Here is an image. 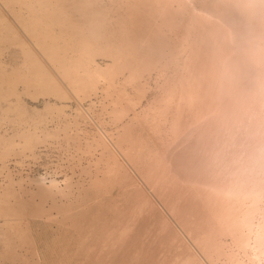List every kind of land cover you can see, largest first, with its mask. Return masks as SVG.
<instances>
[{
  "label": "bare ground",
  "instance_id": "obj_1",
  "mask_svg": "<svg viewBox=\"0 0 264 264\" xmlns=\"http://www.w3.org/2000/svg\"><path fill=\"white\" fill-rule=\"evenodd\" d=\"M66 90L72 173L0 188V264H264V0H0V110Z\"/></svg>",
  "mask_w": 264,
  "mask_h": 264
},
{
  "label": "rangeland",
  "instance_id": "obj_2",
  "mask_svg": "<svg viewBox=\"0 0 264 264\" xmlns=\"http://www.w3.org/2000/svg\"><path fill=\"white\" fill-rule=\"evenodd\" d=\"M102 58L101 57H98V59H97V61L98 62H100V63H102ZM19 66H20V69H23L24 68V65H22V62H20L19 63ZM155 78V75H154V77L152 78V79H154ZM155 82V79L154 80H152V83H153V85H154V82ZM102 86V85H101ZM102 89H99L97 92H98V98L97 99H94V105H93V107H92V109L90 110L91 111V115H93V119H90V120H88V125H87V127H88V130L89 129H91V130H93V128L95 127H97V125H94V124H96V123H94L95 121L96 122H98V120H97V118L99 117V118H103V120H104V128H106V129H109V131L111 130V128L113 127V123H112V114L110 113V110L109 109H107V110H104L103 111V106H105V105H108L109 103H110V101H111V99L110 98H104L103 97V95H102V91H101ZM67 91V95L69 96V95H72V97L70 96V98L68 99V101H64V103H60L61 101H59L58 100V98L57 99H55L54 98V96H52L51 97V106H54V105H56V107L55 108H46V110L45 111H43V112H37V113H32V112H30V113H28L29 115H22L20 112H23V111H21V109H17V110H15L16 111V115L15 114H13V113H15V111L13 112V111H11V112H9L10 113V115L7 113H3L1 110H0V134H2L1 135V137H3L2 139V141H1V143H0V146L2 147H0V152H1V150H2V152H4L5 153V151H6V153H5V156L4 157H2L3 155H0V188H5L8 192H11L12 190H18L20 187H27L28 185H30V183H29V178L31 177V176H37L38 175V173L39 174H41V175H43V176H45L46 178V180H48L47 181V183H49L50 182V180L51 179H53L54 177L58 180V181H60V183H62L63 181H64V174H69V175H71V169L68 167L69 165H67L68 163H66L65 162V159H66V155H65V151L64 150H62L59 146H58V143L60 144V140H55L56 138L54 137L55 135H53V134H55V133H57L58 131L57 130H59L61 127H63L64 125H66V124H70V126H71V130H73V129H75L74 127H77V125H75V123H74V121H75V119H76V114H77V112H76V109H77V103H76V100H75V98H74V96H73V94L71 93V92H69L68 90H66ZM70 93V94H69ZM56 102V103H55ZM58 102V103H57ZM66 103V104H65ZM89 104V102H85L84 103V105L87 107V108H89L90 106L88 105ZM61 105V106H60ZM33 106H35V105H33ZM36 106H38L40 109H42L43 108V101L41 100L38 104H36ZM63 106H66V107H64L63 108ZM62 109V110H64V112L63 111H61V110H59V109ZM47 109H49V111H51V112H47ZM50 109H52V110H50ZM18 111H20L19 113H18ZM40 111V110H39ZM59 111H61V113L59 112ZM23 113H27V112H23ZM63 113V114H62ZM67 114V115H65V114ZM5 114V115H4ZM12 114V115H11ZM32 114V115H31ZM35 114V115H34ZM37 114H39V115H37ZM46 114V115H45ZM2 115V116H1ZM8 115V116H7ZM23 117V119L21 118L20 119V117L21 116ZM28 116V117H27ZM32 116V117H31ZM52 116V117H51ZM7 117V118H6ZM12 117V118H11ZM19 117V118H18ZM31 119H30V118ZM34 117V118H33ZM38 117V118H37ZM7 120H6V119ZM41 118H43V119H41ZM96 120H95V119ZM10 119V120H9ZM15 119V120H14ZM33 119V120H32ZM35 119V120H34ZM5 120V121H4ZM9 120V121H8ZM21 120V121H20ZM30 120V122H28ZM93 120V121H92ZM19 121H20V123H19ZM79 121H81L82 123V125H83V127H85V124H84V121L82 120V119H79ZM3 122H5L4 124H3ZM26 123V126H25V123ZM52 122V123H51ZM29 123V124H28ZM32 123V124H31ZM72 123V124H71ZM92 123V124H91ZM42 124V125H41ZM5 125V126H4ZM22 125V126H21ZM73 125V126H72ZM75 125V126H74ZM47 126V127H46ZM21 127V128H20ZM36 127V128H35ZM39 127V128H38ZM2 128V129H1ZM17 128V129H16ZM24 128V129H23ZM50 128V129H49ZM55 128V129H54ZM73 128V129H72ZM31 131L30 132V134H29V130ZM28 130V131H27ZM35 130H36V132H35ZM50 130V131H49ZM52 130V131H51ZM90 130V131H91ZM23 131V133H21ZM33 131H34V133H33ZM40 131V132H39ZM52 132H54V133H52ZM70 132V131H69ZM92 132V131H91ZM47 133H49V135H48V137H47ZM18 136H17V135ZM25 135V134H28L27 135V137L29 136V135H31V134H35L34 136L36 137H40L42 140H43V138H46V140H44L43 142H42V144L43 143H52L53 144V147L51 146L50 147V145L49 144H44V145H42L41 143H40V148L39 149H44L43 151H42V156H41V158H40V161L38 162V163H34L33 162V160L32 159H30V149L29 148H24V147H28V145L27 144H29V141H28V139H26L25 140V138H26V135H25V138H24V136L23 135ZM14 135V136H13ZM22 135V136H21ZM45 135H46V137H45ZM50 135L52 136V139H54V140H51L50 138ZM60 135H61V138H62V136H63V133L62 132H60ZM12 139H11V138ZM14 137V138H13ZM36 137V138H37ZM6 138V139H5ZM29 139L30 138H32V140L30 141V142H32V141H34L35 139H33L34 137H32V136H29L28 137ZM37 138V139H38ZM39 138V139H40ZM9 139H11V140H9ZM48 139V140H47ZM6 140L7 141H9L10 143H11V145L13 144V148H11V145H10V143H9V146H8V142H6ZM26 141V142H25ZM49 141V142H48ZM52 141V142H51ZM58 141V143H56ZM60 141V142H59ZM15 142V143H14ZM21 142V143H20ZM25 142V144L27 145H23V143ZM63 144H64V146L66 147V142H62ZM5 145H7V146H5ZM21 146H23V149L25 150H23L22 149V147ZM56 146V147H55ZM10 148L9 150L7 149V148ZM6 150H5V149ZM14 148H15V150H14ZM4 150V151H3ZM12 151V153H11V151ZM61 150V151H60ZM23 151V152H22ZM46 151V152H45ZM10 152V153H9ZM25 152V153H24ZM63 152V153H62ZM9 153V154H8ZM48 155V156H47ZM8 156V157H7ZM63 156V157H62ZM2 158L4 159V160H2ZM63 159V160H60V159ZM62 163H61V162ZM57 162H60V163H57ZM15 163V164H14ZM17 163H19V164H17ZM31 163V164H30ZM53 164V165H52ZM4 165V166H3ZM55 165V166H54ZM59 165H61V166H59ZM64 167V168H63ZM2 168V169H1ZM3 168H4V170H3ZM62 168V169H61ZM69 168V169H68ZM8 169V170H10L12 173H11V175H8L7 173H8V171L6 172V170ZM34 169V170H33ZM61 169V170H60ZM33 170V171H32ZM66 171V172H65ZM45 172V173H44ZM36 173V174H35ZM61 173V174H60ZM77 174V175H76ZM76 174H75V179H77V177H78V175H79V173H78V170H76ZM11 177V179H10V177ZM30 176V177H29ZM9 179H8V178ZM32 178V177H31ZM51 178V179H50ZM12 183H11V182ZM10 182V183H9ZM22 182V183H21ZM9 184V185H8ZM12 186H11V185ZM5 185V186H4ZM10 188V189H9ZM11 188H12V190H11ZM13 192V191H12ZM37 222V221H36ZM37 223L40 225V226H37ZM36 223V225H33L34 227H33V229H34V234H36V229H37V231H38V228L40 227L41 229H42V231H44L43 232V234H45V236L43 235L42 236V238H44V239H46V241L48 242V240H49V243L50 242H52L53 240H54V238H56V236H57V234H59V230H58V228L56 227V225H54V224H51V226H50V224L49 223H43V221L42 222H40L39 220H38V222ZM40 223H43V224H40ZM35 224V223H34ZM45 224H47L46 226H47V228H46V226H45ZM44 226V227H41V226ZM53 225V226H52ZM44 228V229H43ZM58 230H56V229ZM55 229V230H54ZM47 232H46V231ZM49 230V231H48ZM56 231V232H55ZM46 232V233H45ZM53 232V233H52ZM52 233V234H51ZM49 237V238H48ZM51 237H53V238H51ZM52 239V240H51ZM51 244V243H50Z\"/></svg>",
  "mask_w": 264,
  "mask_h": 264
}]
</instances>
